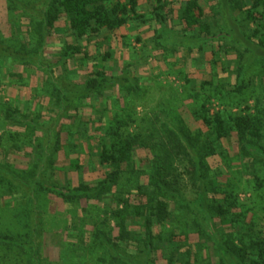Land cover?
<instances>
[{
  "label": "trees",
  "instance_id": "1",
  "mask_svg": "<svg viewBox=\"0 0 264 264\" xmlns=\"http://www.w3.org/2000/svg\"><path fill=\"white\" fill-rule=\"evenodd\" d=\"M151 1L149 16L141 10L140 0H0V8L22 18L17 30L25 32L23 36L12 32L13 40L0 32V88H9V80L17 82L11 91L14 99L0 104V118L23 130L0 135V188L24 202L28 212L24 233L0 231L4 264H46L39 247L43 227L37 209L49 194L74 206L98 204L91 222L85 215L79 217L81 234L69 237L71 250L61 264H202L204 260L264 264L263 232L255 224L236 231L237 223L245 220L234 212L242 205L239 194L230 182L220 185L223 171L211 163L219 159L228 173L236 164L240 172H247L251 190L264 188V106L246 105L243 114L233 113L229 103L244 89L238 81L243 56L249 58L247 67L264 62V0H212L222 17L218 30L206 17L210 0H179L178 9L174 0ZM174 14L182 36L168 24ZM240 18L253 26L250 33L241 29ZM151 21L158 24L153 42L167 57L184 50L186 59L193 56L197 62L205 46L217 43L219 50L211 52L204 67L209 79H202L199 89L180 99L182 104L171 107L161 102L151 116L139 117L129 107L140 96L142 79L130 72V62L124 63L122 74H114L105 65L115 59L114 52L93 54L90 44L98 46L101 38L117 37L127 24L143 26ZM58 28L75 39L74 43L67 38L62 48L63 63L73 59L79 66L91 67L79 80L68 73L56 75L60 64L44 54ZM229 43L230 49L235 44L242 49L237 50V66L224 59ZM222 72L228 83L218 85ZM185 82L189 85L191 80L185 77ZM118 90L121 95H116ZM109 91L117 97L102 107L97 101ZM187 100H192L189 109L199 124L195 131L179 113ZM215 100L223 109L211 113ZM30 101L31 107L21 108ZM64 132H68L65 140ZM93 140L98 164L104 168L101 180L72 188L55 184L51 173L56 168L84 170L83 156ZM225 141L233 143L234 150ZM25 157L26 166L19 160ZM63 158L69 163L62 165Z\"/></svg>",
  "mask_w": 264,
  "mask_h": 264
},
{
  "label": "rangeland",
  "instance_id": "2",
  "mask_svg": "<svg viewBox=\"0 0 264 264\" xmlns=\"http://www.w3.org/2000/svg\"><path fill=\"white\" fill-rule=\"evenodd\" d=\"M174 1L176 4H173V6L175 9H178L181 3L179 0ZM216 5L217 3L215 1L210 0L209 7L206 8V17L208 20L212 21L214 30H218L222 23V17L220 14H218L220 12V8H218ZM140 7L141 10L147 15L151 14L153 11V4L151 0H140ZM175 13L177 14V10ZM241 19L242 18L239 19L242 27L241 29L247 33H250L253 26ZM20 23H23L22 18L18 17V15L16 17L10 16L8 12H6V9L0 8V32L3 37L8 40H13L12 35L14 32L17 35L20 34L23 36L25 32L17 30V24ZM168 24L174 29V32H176L178 36L183 35L181 33L182 27L179 24L178 15L174 14L173 17L168 20ZM22 27L23 26H21V28ZM157 27L158 24L155 21L148 22L143 26L127 24L124 29L119 32L117 37H106L107 39L101 38L98 40V46H96L94 43L90 44L93 54H95L96 51L103 52L105 50L114 52L115 59L105 64L107 67H110V69L113 70L114 74H122L121 72L124 68V63L130 62V72L142 79L140 83L141 91H139L140 96L135 99V101H133L129 107L131 108V112H135L139 117L151 116L153 111L157 110V107L161 102H166L171 107L182 104L184 101L182 102L180 99L185 98V96L186 98L189 97L190 90L194 88L199 89V84L202 79H209V76L206 74L208 72L204 69V67L207 61L211 59V52L214 50H219L217 43L214 45L205 46L203 55H201V57L198 56V58L196 56L197 62L196 59H193V56H191V61L190 59H186L184 56V50L177 53L174 57H167L166 52L157 49L153 42L154 31L157 29ZM137 37L141 39L140 42H137ZM67 38L68 40L74 41L75 43V39L71 36L67 37L64 35L61 28H58L52 32L49 47L44 54L56 66L58 63L61 65H58L59 70L56 75L68 73L71 79L79 80L91 71V67L89 69L88 67L79 66L78 62L73 59L64 61L63 63L60 55ZM231 45V43L227 45L230 51L227 55H224L223 51L222 53L224 55L225 61L228 60V62H233V66H237V54H239L237 50L241 51L242 49L238 44L233 45L234 47L230 49V47H232ZM241 61L243 65V71L238 77V81L244 87V89L238 96L233 98V101L229 103H231L233 106V113H239L241 110V112L245 114L247 113L245 110L246 105L255 108L256 103L258 102L259 106H264V62L256 61L247 67V63L249 61L247 55H244ZM197 64L200 65V68L197 66ZM219 70H221V67H219ZM185 77L191 80L189 85L186 84ZM5 78L6 77H4V79ZM28 82L31 87H34L35 84L33 83L32 79ZM14 83L17 82L14 80H9V88H0V104L8 103L9 100L14 99L13 97H15V95L13 92H11L13 91V88L14 90L16 88ZM226 83H228L227 74L222 72L218 75L217 84L222 85ZM115 93L109 91L106 93L107 97H99L97 102L101 104L102 107H106L113 101L111 100L112 98L117 97L116 95L122 94L119 90L117 91L116 95ZM174 94H181V96L183 95L184 97H181L178 100L173 99L172 96ZM220 102L216 100L211 102V113L223 109L219 104ZM223 102H227V100H224ZM93 103L96 102L93 100ZM190 103H192V100L185 101V106L182 108L180 107L179 113L189 128L192 131H195L199 128V124L192 116L191 110L189 109ZM240 104L242 106L239 109L237 106ZM31 106V101L28 103L23 102L21 108L25 109ZM35 108H37L36 105L33 109ZM253 111L254 110H252V112ZM68 128L70 129V127ZM96 128L98 129L99 127L97 126ZM18 130L23 131L22 128L7 125V123L2 120V118H0V135H3L5 132H15ZM90 132L94 134L95 132L99 133L100 131L90 130ZM67 133L68 132H64L63 134L64 140L68 137ZM94 137H96V135H94ZM93 141L91 142V147L85 151L83 156L85 161L84 166L86 169L84 168L83 170L82 168L80 172H75L68 170H57L56 168V170L51 173V180L55 184L62 188H72L73 186L80 183L94 184L95 182L101 180L104 175V168L98 164V160L95 156L97 151L94 146L95 140ZM224 145L230 150H234L233 143L227 144L226 142ZM80 158H82V156H80ZM19 160L22 163L24 162V166H26L28 163L27 157H25V160L23 161L22 159ZM62 162H64L62 165L69 163L66 158H63ZM90 163L94 166L92 170L88 168L91 166ZM211 163L214 168L220 167V169L223 171V174L221 173V176L219 177L220 185L225 186L227 182H230L233 190L239 194L240 203L242 205L239 209H235L234 212L236 215H243L245 220H241L237 223L236 231H243L244 228L241 229L242 225L252 226L255 224L257 230H261L264 234V188L251 190V187H248L249 184L247 172L241 169L240 170L242 172H240L236 164L230 173H228L225 169L226 167L221 165L219 159H214L211 161ZM262 177L264 179V173L262 174ZM192 196L193 195L191 192L188 191V197ZM15 198V196L13 197L11 193L7 191L6 187H3L2 189L0 188V231L6 233L13 231L16 234H22L25 232V228L27 227L26 224L28 223V212L26 206L24 205L25 203ZM28 202L29 201H26V203L30 205ZM96 205L98 204L91 202L86 206H74L52 194L43 196L41 201V209H37L39 214L37 219L39 225L42 224L43 227L41 237L39 238V247L46 264L62 263L64 257L63 255L67 254L71 250V240L69 237L75 238L81 234L80 230H82V225L81 219L79 217H81V215H85V221L87 223L91 222V220L94 219L93 217H96V214L98 213V209L95 208ZM29 209L31 208L29 207ZM82 209L89 210L88 212L91 213L92 218L91 216H87L86 210L84 211ZM114 226L115 223L112 222L111 228ZM219 227H224V229L231 228L228 225H219ZM165 229L170 231L172 228L169 224H167ZM3 255L4 253L0 252V264H4ZM204 262L208 263V261L204 260L202 264H204Z\"/></svg>",
  "mask_w": 264,
  "mask_h": 264
}]
</instances>
